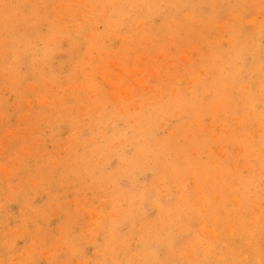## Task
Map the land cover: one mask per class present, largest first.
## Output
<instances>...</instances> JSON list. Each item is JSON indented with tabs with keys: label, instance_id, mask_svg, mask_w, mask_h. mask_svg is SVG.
Instances as JSON below:
<instances>
[{
	"label": "rangeland",
	"instance_id": "374dc122",
	"mask_svg": "<svg viewBox=\"0 0 264 264\" xmlns=\"http://www.w3.org/2000/svg\"><path fill=\"white\" fill-rule=\"evenodd\" d=\"M0 2V264H264V0Z\"/></svg>",
	"mask_w": 264,
	"mask_h": 264
},
{
	"label": "bare ground",
	"instance_id": "6f19581e",
	"mask_svg": "<svg viewBox=\"0 0 264 264\" xmlns=\"http://www.w3.org/2000/svg\"><path fill=\"white\" fill-rule=\"evenodd\" d=\"M258 2H261V4L263 3L262 1H258ZM258 2H257V3H258ZM0 3H1V2H0ZM115 3H116V2H115ZM174 3H176V2H174ZM257 3H256V5H257ZM176 4H177V3H176ZM223 4H224V3H223ZM254 5H255V3L253 4V7H254ZM70 6H71V5H70ZM58 7H59V6H58ZM215 7H216V6H215ZM80 8H81V7H80ZM242 9H244V8H242ZM180 10H181V9H180ZM244 10H245V9H244ZM240 11H241V10H240ZM260 11H261V10H260ZM263 11H264V10H263ZM242 13H243V12H242ZM242 13H241V14H242ZM245 13H246V12H245ZM248 13H249V12H248ZM248 13H247V14H248ZM241 14H239L238 16L240 17ZM95 15H96V12H95ZM251 16H252V15H251ZM254 16H255V15H253V17H254ZM263 16H264V15H263ZM227 17H229V16H227ZM235 17H236V15H235ZM233 18H234V17H233ZM243 18H244V17H243ZM250 18H251V17H250ZM216 19H217V18H216ZM238 19H239V18H238ZM263 19H264V18H263ZM65 20H66V19H65ZM218 20H219V19H218ZM259 20H260V19H259ZM81 21H82V20H81ZM229 21H230V19L228 20V22H229ZM237 21H238V20H237ZM257 21H258V20H257ZM102 22H103V21H102ZM215 22H216V20H215ZM141 23H142V22H141ZM225 23H226V22H225ZM232 23H233V22H232ZM234 23L236 24L235 20H234ZM242 23H243V22H242ZM251 23H252V22H251ZM261 23H262V22H261ZM100 24H101V23H100ZM176 24H177V23H176ZM178 24H180V23H178ZM178 24H177V25H178ZM188 24H189V23H188ZM222 24H223V23H222ZM235 24H234V25H235ZM262 24H263V23H262ZM89 25H90V24H89ZM171 25H173V24H171ZM189 25H191V24H189ZM220 25H221V24H220ZM220 25H219V26H220ZM223 25H225V24H223ZM231 25H232V24H231ZM236 25H238V24H236ZM99 26H100V25H99ZM112 26H113V25H112ZM173 26H174V25H173ZM186 26H187V25H186ZM221 26H222V25H221ZM228 26H229V25H228ZM238 26H239V25H238ZM248 26H250V25H248ZM100 27H101V26H100ZM100 27H99V28H100ZM124 27H125V26H124ZM225 27H227V26H225ZM225 27H223V29H222V28H220V29H221L222 31H224V29L227 30V28H225ZM99 28H98V29H99ZM181 28H182V27H181ZM191 28H192V27H191ZM201 28H202V27H201ZM210 28H212V27H210ZM231 28H232V27H231ZM250 28H252V26H251ZM124 29H125V28H124ZM197 29H198V28H197ZM229 29H230V28H228V31H229ZM242 29H243V28H242ZM245 29H247V28H245ZM248 29H249V28H248ZM248 29H247V30H248ZM254 29H255V28H254ZM261 29H262V28H261ZM178 30H179V29H178ZM180 30H181V29H180ZM182 30H183V29H182ZM185 30L187 31V29H185ZM188 30H189V29H188ZM191 30H194V28L191 29ZM191 30H190V31H191ZM232 30H233V29H232ZM243 30H244V29H243ZM196 31H198V30H196ZM211 31H213V30H211ZM237 31H238V30H237ZM241 31H242V30H241ZM260 31H261V30H260ZM260 31H259V32H260ZM179 32H180V31H179ZM184 32H185V31H184ZM219 32H220V30H219ZM250 32H253V31L251 30ZM256 32H258V31H256ZM187 33H189V31H187ZM187 33H186V34H187ZM199 33H200V32H199ZM201 33H203V32H201ZM206 33H207V32H206ZM209 33H211V32H209ZM223 33H224V32H223ZM230 33H231V32H229V34H230ZM233 33H234V32H233ZM233 33H232V34H233ZM238 33H239V32H238ZM254 33H255V32H254ZM190 34H191V32H190ZM190 34H189V35H190ZM192 34H193V32H192ZM226 34H227V33H226ZM226 34L224 33V36H225ZM232 34H231V35H232ZM234 34H235V33H234ZM244 35H245V34H244ZM200 36L202 37V35H200ZM222 36H223V35H222ZM238 36H241V35H238ZM186 37H187V36H186ZM191 37H193V35H191ZM191 37H190V38H191ZM195 37H196V36H195ZM219 37H220V36H219ZM233 37H235V36H233ZM241 37H242V36H241ZM261 37H262V36H261ZM79 38H80V37H79ZM170 38H171V37H169V39H170ZM184 38H185V37H184ZM187 38H188V37H187ZM216 38H217V37H216ZM216 38H215V39H216ZM249 38H250V37H249ZM251 38H252V35H251ZM52 39H53V38H52ZM196 39H197V38H196ZM196 39H195V40H196ZM198 39H199V38H198ZM198 39H197V40H198ZM200 39H201V38H200ZM218 39H219V38H218ZM228 39H229V38H228ZM240 39H241V38H240ZM255 39H257V38L255 37ZM212 40H214V39H212ZM225 40H226V39H225ZM234 40H235V38H234ZM201 41H202V40H201ZM216 41H217V40H215V42H216ZM227 41H228V40H226V42H227ZM263 41H264V40H263ZM190 42H191V40H190ZM192 42H193V41H192ZM228 42H229V41H228ZM201 43H202V42H201ZM201 43H200V44H201ZM211 43H212V42H211ZM232 43H234V42L232 41ZM261 43H262V42H261ZM245 44H246V43H245ZM210 45H211V44H210ZM227 45H228V44H227ZM232 45H233V47H234V44H232ZM232 45H230V46H232ZM194 46H197V45H194ZM219 46H220V45H219ZM192 47H193V46H192ZM213 47H215V46H213ZM252 47H254V46H252ZM194 48H195V47H194ZM194 48H193V49H194ZM197 48H198V47H196L195 50H197ZM230 48H231V47H229L228 50H229ZM245 48L248 50L249 45H248V48H247V46H246ZM256 48H257V47H256ZM256 48H255V49H256ZM209 49H210V48H209ZM246 49H245V50H246ZM255 49L253 48V50H255ZM204 51L206 52V49H205ZM209 51H210V50H209ZM209 51H207V52L210 53L211 51H210V52H209ZM234 51H235V50H234ZM248 51H249V50H248ZM255 51H256V50H255ZM245 52L247 53V51H245ZM253 52H254V51H253ZM253 52H252V53H253ZM212 53H213V52H212ZM261 53H262V52H261ZM206 54H207V53H206ZM218 54H219V53H218ZM255 54H256V53H255ZM216 55H217V54H216ZM216 55H215V56H216ZM204 56H205V55H204ZM208 56H209V54H208ZM208 56H207V57H208ZM219 56H220V55H219ZM263 56H264V55H263ZM56 57H57V56H56ZM207 57H206V59H207ZM233 57H234V56H233ZM216 58H217V57H216ZM219 58H220V57H219ZM56 59H57V58H56ZM201 59H202V58H201ZM227 59H229V58H227ZM216 60H217V59H216ZM225 61H226V59H225ZM253 61H255V60H253ZM186 63H187V62H186ZM218 63H219V62H218ZM210 64H211V62H210ZM237 64H238V63H237ZM216 65H217V64H216ZM219 65H220V64H219ZM260 65H262V64H260ZM214 66H215V65H214ZM218 67H219V66H218ZM260 67H261V66H260ZM222 68H223V66H222ZM224 68H226V66H225ZM255 68L257 69V67H255ZM189 69H190V68H189ZM208 69H210V68H208ZM256 69H255V70H256ZM186 70H187V69H186ZM223 70H224V69H223ZM202 71H203V70H202ZM207 71H208V70H207ZM215 71L217 72L216 69H215ZM221 71H222V70H221ZM242 71H243V70H242ZM256 71H257V70H256ZM212 72H213V71H212ZM227 72H228V71H227ZM230 72H231V70H230ZM250 72H251V71H250ZM258 72H259V71H258ZM231 73H233V72H231ZM255 73H256V72H255ZM255 73H254V75H255ZM227 74H228V73H227ZM203 75H204V73H203ZM229 75H230V74H229ZM254 75H253V76H254ZM195 77H197V76H195ZM208 77H209V76H208ZM250 77H252V76H250ZM5 80H6V79H5ZM9 80H10V79H9ZM194 80H195V79H194ZM7 81H8V80H7ZM10 82H11V81H10ZM249 82H250V81H249ZM253 82H254V81H253ZM14 83H15V82H14ZM251 83H252V82H251ZM240 84H241V83H240ZM251 86H252V85H251ZM240 87H241V85H240ZM216 88H217V87H216ZM247 88H248V86H247ZM184 89H185V88H184ZM214 89H215V88H214ZM214 89H212V90H214ZM230 89H231V88H230ZM212 90H210V91L212 92ZM217 90H218V89H217ZM261 90H263V88H262ZM261 90H259V91H261ZM230 91H232V89H231ZM4 93H5V91H4ZM11 93H12V92H11ZM219 93H220V92H219ZM245 93H246V92H245ZM229 94H230V93H229ZM247 94H248V93H247ZM5 95H6V94H5ZM261 95H262V94H261ZM156 96H158V95H156ZM230 97H231V96H230ZM246 97H247V96H245V98H246ZM260 97H262V96H260ZM247 98H248V97H247ZM247 98H246V99H247ZM259 99H260V98H259ZM200 100H201V99H200ZM242 100H243V99H242ZM244 100H245V99H244ZM263 100H264V99H263ZM165 101H166V100H165ZM239 101H240V100H239ZM239 101H238V102H239ZM238 102H237V103H238ZM228 103H230V102L228 101ZM228 103H227V104H228ZM136 104H137V103H136ZM219 104H220V103H219ZM239 104H240V102H239ZM237 105H238V104H237ZM257 105H258V104H257ZM238 106H239V105H238ZM226 111H227V110H226ZM144 112H145V111H144ZM250 114H251V113H250ZM229 115H230V114H229ZM197 116H198V115H197ZM220 117H221V116H220ZM241 118H242V117H241ZM164 119H165V118H164ZM211 120H212V119H211ZM225 120H226V119H225ZM233 120H234V119H233ZM158 121H159V120H158ZM175 121H176V120H175ZM208 123H209V122H208ZM236 123H237V119H236ZM249 123H250V122H249ZM256 124L258 125V122H257ZM212 125H213V124H211V126H212ZM249 125H250V124H249ZM167 127H168V126H167ZM169 128H170V127H169ZM254 128H255V127H254ZM259 129H260V128H259ZM259 129H258V130H259ZM255 130H257V128H256ZM258 130H257V131H258ZM259 131H260V130H259ZM206 132H207V131H206ZM222 132H223V131H222ZM171 134H172V133H171ZM195 134H196V133H195ZM213 134H214V136H216L215 133H213ZM216 134H217V133H216ZM235 134H237V133H235ZM172 135H173V134H172ZM254 137H255V136H254ZM188 138H189V137H188ZM214 138H215V137H214ZM140 140H141V139H140ZM256 143H257V142H256ZM254 145H255V144H254ZM186 146H187V145H186ZM222 146H223V145H222ZM22 148H23V147H22ZM219 148H220V145H219ZM221 148H223V147H221ZM217 149H218V148H217ZM191 150H192V149H191ZM218 150H219V149H218ZM220 150H221V149H220ZM22 151H24V150H22ZM192 151H193V150H192ZM216 151H217V150H216ZM25 152H26V151H25ZM194 152H195V151H194ZM204 152H205V151H204ZM218 152H219V151H218ZM240 152H241V151H240ZM21 153H22V152H21ZM26 153H27V152H26ZM28 154H30V153L28 152ZM219 154H220V153H219ZM217 155H218V153H217ZM12 156H13V155H12ZM174 156H175V155H174ZM223 156H224V155H223ZM239 156H240V155H239ZM239 156H238V157H239ZM168 158H169V157H168ZM256 158H257V157H256ZM8 159H10V158H8ZM29 159H30V158H29ZM171 159H172V158H171ZM173 159H174V157H173ZM49 160H50V159H49ZM49 160H48V161H49ZM213 160H214V159H213ZM12 161H13V160H12ZM111 161H112V160H111ZM234 162H235V161H234ZM10 163L13 164V162H10ZM254 163H255V162H254ZM15 164H16V163H15ZM15 164H14V165H15ZM237 164H238V163H237ZM245 164H246V163H245ZM10 165H11V164H10ZM53 165H55V163H54ZM235 165H236V164H235ZM247 166H248V165H247ZM11 167H12V166H11ZM234 167H235V166H234ZM244 167H245V165H244ZM245 168H246V167H245ZM13 169H14V168H13ZM243 169H244V168H243ZM246 169H247V168H246ZM248 169H249V168H248ZM19 170H20V169H19ZM191 170H192V169H191ZM1 171H2V170H1ZM37 171H38V170H37ZM37 171H36V172H37ZM10 172H11V171H10ZM18 172H19V171H18ZM38 172H39V171H38ZM2 173H4V172H2ZM217 173H218V172H217ZM32 174H33V173H32ZM124 174H125V173H124ZM262 174H263V173H262ZM225 175H226V174H225ZM225 175H224V176H225ZM227 176H228V175H227ZM217 177H219V176H217ZM29 180H30V179H29ZM26 181H27V180H26ZM86 181H87V180H86ZM121 181H122V180H121ZM121 181H120V182H121ZM199 181H200V180H199ZM225 181H226V180H225ZM234 183H235V181H234ZM232 184H233V183H232ZM26 185H27V184H26ZM26 185H25V186H26ZM33 185H34V184H33ZM160 185H161V184H160ZM233 185H235V184H233ZM39 186H40V185H39ZM186 186H187V185H186ZM160 188H161V187H160ZM173 189H175V188H173ZM236 189H237V188H236ZM239 189H240V188H239ZM92 192H93V191H92ZM107 192H108V191H107ZM162 193H163V192H162ZM201 194H202V193H201ZM250 195H251V194H250ZM201 196H202V195H201ZM232 196H233V195H232ZM233 197H234V196H233ZM233 197H232V198H233ZM230 198H231V197H230ZM169 199H170V198H169ZM196 199H197V198H196ZM212 199H213V198H212ZM236 200H237V199H236ZM229 201H230V199H229ZM231 201H232V200H231ZM233 202H234V201H233ZM254 202H255V201H254ZM257 202H258V201H257ZM255 204H256V203H255ZM255 204H254V205H255ZM252 205H253V204H252ZM204 206H205V205H204ZM257 206H258V204H257ZM75 207H76V206H75ZM157 208H158V207H157ZM252 208H253V206H252ZM257 209H258V208H256L255 210H257ZM104 210H105V209H104ZM157 210H158V209H157ZM253 210H254V209H253ZM151 211H152V210H151ZM158 211H159V210H158ZM233 211H234V209H233ZM257 211H258V212H256V211H255V212H256V213H260L259 210H257ZM88 212H89V211H88ZM105 212H106V211H105ZM125 212H126V211H125ZM91 213H92V212H91ZM261 213H262V212H261ZM148 214H149V213H148ZM163 214H164V212H163ZM91 215H92V214H91ZM190 215H191V214H190ZM240 215H241V212H240ZM234 216H235V215H234ZM241 216H242V215H241ZM54 217H55V216H54ZM115 217H116V216H115ZM159 217H160V216H159ZM260 217H261V216H260ZM231 218H232V217H231ZM92 219H93V218H92ZM164 219H165V218H164ZM251 220H252V219H251ZM253 220H254V219H253ZM136 221H137V220H136ZM136 221H135V222H136ZM153 221H154V220H153ZM156 221H157V220H156ZM243 221H244V220H243ZM114 222H115V221H114ZM157 222H158V221H157ZM200 222H201V221H200ZM250 222H251V221H250ZM260 222H261V221H260ZM124 223H125V222H124ZM171 223H172V222H171ZM201 223H202V222H201ZM252 223H253V221H252ZM156 224H157V223H156ZM199 224H200V223H199ZM203 224H204V223H203ZM159 225H160V224H159ZM251 225H252V224H251ZM123 226H124V225H123ZM179 226H181V225L179 224ZM201 226H202V225H201ZM218 226H219V225H218ZM70 227H71V226H70ZM164 227H165V225H164ZM182 227H183V226H182ZM229 227H231V226H229ZM229 227H228V228H229ZM238 227H239V226H238ZM250 227L252 228V227H254V226H249V229H250ZM165 228H166V227H165ZM168 228H169V227H168ZM180 228H181V227H180ZM256 228H257V227H256ZM122 229H123V228H122ZM189 229H190V228H189ZM204 229H205V228H203V230H204ZM225 229H226V227H225ZM229 229H230V228H229ZM245 229H246V228H245ZM71 230H72V229H71ZM177 230H178V229H177ZM252 230H253V229H252ZM119 231H120V230H119ZM161 231H162V230H161ZM188 231H189V230H188ZM223 231H224V230H223ZM225 231H226V230H225ZM231 231L233 232V229H232V230L230 229L229 232H227V231H226V232H227L229 235H232ZM237 231H239V230H237ZM241 231H242V230H241ZM134 232H135V231H134ZM198 232H199V231H198ZM253 232H254V230H253ZM184 233H185V232H184ZM204 233H205V232H204ZM230 233H231V234H230ZM242 233L244 234V232H242ZM150 234H151V233H150ZM210 234H211V232H210ZM255 234H256V232H255ZM4 235H5V234H4ZM107 235H108V234H107ZM147 235H148V234H147ZM215 235H217V233H216ZM223 235H224V234H223ZM223 235H222V237H223ZM202 236H203V235H202ZM227 236H228V235H227ZM4 237H5V236H4ZM203 237H204V236H203ZM224 237H225V236H224ZM88 238H89V237H88ZM131 238H132V237H131ZM131 238H130V239H131ZM141 238H142V237H141ZM144 238H145V237H144ZM175 238H176V237H175ZM181 238H182V237H181ZM211 238H213V237H211ZM230 238H231V236H230ZM232 238H233V237H232ZM234 238H236V237L234 236ZM59 239H60V238H59ZM208 239H209V238H208ZM216 239H217V238H216ZM224 239H225V238H224ZM236 239H237V238H236ZM181 240H182V239H181ZM228 240H229V239H228ZM228 240H227V241H228ZM234 240H235V239H234ZM237 240H239V238H238ZM250 240H251V239H250ZM250 240H249V241H250ZM42 241H43V240H42ZM173 241H174V240H173ZM227 241H226V242H227ZM61 242H62V240H61ZM66 242H67V241H66ZM66 242H65V244H66ZM125 242H126V241H125ZM131 242H132V241H131ZM133 242H134V241H133ZM233 242H234V241H233ZM233 242H232V243H233ZM15 243H16V242H15ZM136 243H137V242H136ZM162 243H163V241H162ZM230 243H231V242H230ZM245 243H246V241H245ZM251 243H252V240H251ZM11 244H12V243H11ZM63 244H64V243H63ZM109 244H111V243H109ZM219 244H220V243H219ZM221 244L224 245V243H221ZM248 244H250V243L248 242ZM57 245H58V244H57ZM131 245H132V244H131ZM227 245H228V244H227ZM10 246H12V245H10ZM13 246H15V245H13ZM36 246H37V245H36ZM135 246H136V245H135ZM169 246H170V245H169ZM204 246H205V245H204ZM212 246H214V244H213ZM238 246H239V245H238ZM258 246L260 247V245H258ZM50 247H51V245H50ZM205 247H206V246H205ZM249 247H250V246H249ZM36 248H37V247H36ZM51 248H53V247H51ZM56 248H57V247H56ZM104 248H105V247H104ZM237 248H238V247H237ZM10 249H12V248H10ZM32 249H33V248H32ZM85 249H86V248H85ZM113 249H114V248H113ZM252 249H254V248H252ZM105 250H106V248H105ZM209 250H210V249H209ZM220 250H221V249H220ZM235 250H236V249H234V251H235ZM57 251H58V250H57ZM118 251H119V250H118ZM140 251H141V250H140ZM159 251H160V250H159ZM212 251H213V250H212ZM228 251H230V250L228 249ZM234 251H233V252H234ZM242 251H243V250H242ZM247 251H248V250H247ZM27 252H28V251H26V253H27ZM72 252H74V251H72ZM186 252H187V251H186ZM188 252H189V251H188ZM243 252H244V251H243ZM190 253H191V252H190ZM190 253H189V255H190ZM241 253H242V252H241ZM59 254H60V253H59ZM154 254H155V253H154ZM117 255H118V254H117ZM191 255H192V254H191ZM191 255H190V256H191ZM48 256H49V255H48ZM190 256H189V258H190ZM220 256H221V255H220ZM225 256H226V255H225ZM225 256H224V258H225ZM237 256H238V255H237ZM258 256H259V255H258ZM16 257H20V256H16ZM54 257H55V256H54ZM113 257H114V256H113ZM192 257H193V256H192ZM11 258H12V257H11ZM105 258H106V257H105ZM217 258H219V257H217ZM229 258H231V257H229ZM243 258H246V256L243 257ZM243 258H240V262H241V259H243ZM248 258H250V256H249ZM15 259H16V258H15ZM190 259H191V258H190ZM222 259H223V257H222ZM227 259H228V258H227ZM227 259H226V260H227ZM13 260H14V259H13ZM16 260H17V259H16ZM48 260H49V259H48ZM104 260H106V259H104ZM247 260H248V259H247ZM9 261H12V259L9 260ZM21 261H22V260H21ZM28 261H32V260H28ZM250 261H251V260H250ZM14 262H15V260H14ZM19 262H20V259H19ZM70 262H71V260H70ZM84 262H85V261H84ZM259 262H262V261H259ZM17 263H18V262H17ZM17 263L15 262V264H17ZM47 263H48V262H47ZM184 263H185V261H184ZM249 263H250V262H249ZM254 263H256V262H253V264H254ZM10 264H12V262H10ZM13 264H14V263H13ZM18 264H20V263H18ZM49 264H50V262H49ZM62 264H63V263H62ZM67 264H68V263H67ZM83 264H84V263H83Z\"/></svg>",
	"mask_w": 264,
	"mask_h": 264
}]
</instances>
